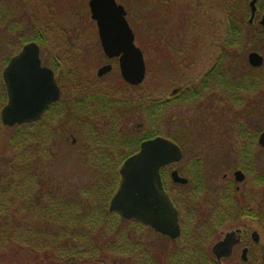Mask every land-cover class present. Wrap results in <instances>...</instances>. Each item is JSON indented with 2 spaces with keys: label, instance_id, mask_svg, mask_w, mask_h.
Listing matches in <instances>:
<instances>
[{
  "label": "trees",
  "instance_id": "1",
  "mask_svg": "<svg viewBox=\"0 0 264 264\" xmlns=\"http://www.w3.org/2000/svg\"><path fill=\"white\" fill-rule=\"evenodd\" d=\"M256 6V15L264 14V0H257ZM1 16L0 31L7 32L4 35L24 43L22 46L29 42L44 46L42 34L27 37L19 22L3 10ZM252 25L247 21L248 27ZM243 27L229 20L224 62L220 58L181 102L197 103L201 97L208 101L213 93L218 97L213 105L217 109L222 104L230 107L233 102L239 113L244 112V121L236 119L233 125L246 145L264 131L258 127L247 131L252 117L245 118L253 113L254 97H259V102L264 99V74H256L264 66L238 75L232 68L235 54L231 53L238 55L235 49L242 40ZM52 67L55 73L62 72L57 78L59 101L36 123L5 127L10 132V154L4 162L5 170H0V264H216L212 245L219 240L225 224L241 216L258 220L264 238V195L259 198L260 208L253 212L245 207L243 199H236L238 194L229 186L210 193L198 161L186 175L180 172L189 180L186 186L172 184L167 171H161L164 189L179 212V239L171 241L110 213L109 202L124 160L136 153L143 141L158 136L184 150L188 133L185 128L179 136L163 131L160 114L175 103L172 100L152 98L120 77L110 86L97 89L93 85L98 86L100 81L94 77L83 78L75 68L71 71L55 61ZM1 71L0 107L7 101ZM139 119L140 135L133 138L131 134L137 129L126 123ZM71 134L74 144L68 145L67 135ZM241 146L243 152L237 153V160L250 174L249 150L242 141ZM65 152L81 161L84 173L90 176L86 184L69 185L52 171L53 162ZM255 182L263 185L264 178ZM202 203L207 204L204 209ZM154 238L165 239L166 243L155 244L151 242ZM256 246H249L248 261L240 264H264V245L258 251Z\"/></svg>",
  "mask_w": 264,
  "mask_h": 264
},
{
  "label": "rangeland",
  "instance_id": "2",
  "mask_svg": "<svg viewBox=\"0 0 264 264\" xmlns=\"http://www.w3.org/2000/svg\"><path fill=\"white\" fill-rule=\"evenodd\" d=\"M117 1L126 8L127 20L135 36V45L143 52L147 72L140 89L152 98L160 99L177 88L196 85L216 62L219 63L220 58L221 62H224L227 51L224 52L223 45L229 20L231 23L244 25L242 40L235 49L238 55L231 53L235 54V63L232 64V68L237 75L239 72L251 73L250 69L253 68L247 63L249 53L256 52L264 56V35L258 24L263 13L258 12L253 25L247 26L250 17L248 4L251 0H208L207 4L199 9V13L196 12L192 18H187V25L183 26L185 31L182 32L181 37L171 35L167 31V38L163 39V42L165 44L167 41L169 44V52L161 48V42L156 36V19L144 21L142 17L139 18L136 7L140 0ZM145 1H142L140 5L146 6ZM147 1L151 2V0ZM195 1H190L192 6H195ZM2 4H4L3 14L19 22L27 37L37 32L42 34L44 46L40 47V59L43 66L46 67L51 60L55 61L54 59L59 61L61 57L63 66L70 67L71 71L75 68L77 75L90 78L95 77L97 69L106 64L107 61L99 47L96 26L90 19L88 0H0V5ZM175 21L171 22L173 27ZM145 25L146 29L143 28ZM5 33L7 32L0 31V67L3 66L4 60L7 61L9 56L14 55L24 44H19L14 38L4 35ZM174 53L178 54L177 58ZM165 61H168L167 64H164ZM109 63L113 67L112 72L104 76L98 86L93 85L94 88L108 87L111 82L117 81L120 77L116 61ZM223 64L221 63V68ZM61 73H55L56 79L62 76ZM256 74H264V69H260ZM212 97L208 101L201 97L197 103L175 102L164 114H160L165 133L168 135L175 133L174 135L179 136L183 131L182 128H185V132L188 133V143L185 141L183 146V159L174 168L186 175L190 166L198 161L199 169L203 170L206 190L213 193L219 188L225 189L231 186L234 193L238 194L236 199H243L245 207L254 212L257 207L260 208L259 198L264 195V183L259 186L255 182L258 178H264V152L257 145L258 135L263 131L245 145L247 141L244 142V137L241 136L239 139L233 125L236 119L239 121L241 118L240 121H244L241 117L244 112L239 113V108L233 106V102L230 107L222 104L220 109H217L213 107L217 103L216 93H213ZM259 101V97H254L251 110L253 116L251 114L245 116L247 120L252 117L247 131H254V127L264 130V99L262 102ZM210 106L212 110L208 109ZM2 107L3 105L0 110ZM140 121L141 119L134 121L135 123H126L129 128L137 129L131 134L133 138L140 135L138 132L139 127H142ZM9 133L3 125L0 126V170L2 171L6 168L4 162L10 154L7 148ZM72 136V134L67 135L68 145L74 144ZM241 141L246 150H249L250 174L242 168L243 162L237 160V153L243 152L242 146L239 147ZM68 152L61 153L56 158L51 170L69 185L86 184L90 176L86 175L87 172L84 173L81 161ZM237 170L245 175L242 183H234L233 172ZM202 204L204 209L207 204ZM225 226L226 228L218 237L219 240L225 233L235 231L237 228L246 231L247 236L242 239L241 245L235 248L230 258L221 261L222 264H240V250L244 246L252 245L250 234L253 231L259 236L257 251L264 245L258 220L241 216L232 222H227ZM151 242L165 244L166 240L154 238Z\"/></svg>",
  "mask_w": 264,
  "mask_h": 264
},
{
  "label": "water",
  "instance_id": "3",
  "mask_svg": "<svg viewBox=\"0 0 264 264\" xmlns=\"http://www.w3.org/2000/svg\"><path fill=\"white\" fill-rule=\"evenodd\" d=\"M256 2L251 0L249 3V24L253 23L257 11ZM88 7L91 19L96 23L103 53L109 59H118L120 76L126 84L140 86L146 76V66L142 52L134 44L124 9L115 0H89ZM259 25L264 33V15ZM39 53L36 43H28L2 71L7 103L0 111V121L5 127L37 122L60 97L53 71L41 66ZM247 63L252 68H260L264 65V56L251 52ZM111 69L110 65L101 67L97 77L108 74ZM257 143L264 150V131L258 136ZM182 157V150L166 138L143 141L138 151L126 158L119 169V184L109 202V212L148 227L172 241L178 239L181 234L178 211L163 188L160 172L180 162ZM233 177L236 183L245 180L241 171L234 172ZM170 179L177 185L188 183L176 170L170 173ZM251 240L254 244L259 243L257 232L251 233ZM240 242V230H235L225 233L214 243L211 253L217 264L228 259ZM240 259L247 262V249L242 250Z\"/></svg>",
  "mask_w": 264,
  "mask_h": 264
},
{
  "label": "flooded vegetation",
  "instance_id": "4",
  "mask_svg": "<svg viewBox=\"0 0 264 264\" xmlns=\"http://www.w3.org/2000/svg\"><path fill=\"white\" fill-rule=\"evenodd\" d=\"M142 1H145V0H142ZM142 1L140 0V2L137 4V6L139 7H136V12L139 14V18L142 17V20H146V21H149L151 20L152 18L153 19H156L157 21V29H156V36L159 38L160 40V44H161V48H163L165 50V52H169L170 51V46H168L169 44L166 43L164 44L163 42V39L167 38V31H169V33L171 35H174V36H180L181 37V34L183 31H185V29L183 28V26L187 25V21L188 19L187 18H192L196 12H200L199 9L201 7H203L204 5L207 4V1L208 0H202V2L200 0H196L195 1V6H192L190 1L191 0H151V2H148L147 0L145 1V4L146 6H141L140 4L142 3ZM150 1V0H149ZM116 4L121 6L124 11H125V19L128 23V12L126 10V8L124 7L123 4H120L118 3L117 0H115ZM4 7V4L0 5V17L1 16V11H2V8ZM175 19H177V23L175 21ZM175 21V24H174V27H173V23H171L172 21ZM95 26H96V23L91 20ZM129 25V23H128ZM130 27V25H129ZM146 29V25L143 27ZM97 29V27H96ZM132 30V29H131ZM132 33H133V36H134V32L132 30ZM97 36H98V32H97ZM167 40V39H166ZM99 41V39H98ZM134 44H135V36H134ZM167 44V45H166ZM99 47H100V50L102 52V54L104 55L105 59H106V64H103L102 66H100L97 71L103 67V66H106V65H110L112 67V65L109 63L111 61H116L117 63V66H118V59L117 58H113V59H109L105 56V54L103 53L102 49H101V46H100V42H99ZM160 48V46H158ZM138 48V47H137ZM74 50H77V49H74ZM143 53V52H142ZM175 54V53H174ZM176 55V58L178 57V54H175ZM40 56H41V48H40ZM62 58L60 57L59 58V61H57L56 59L55 62H58V64L62 65L63 61H60ZM41 61V59H40ZM54 61L51 60L48 64H47V68L53 70V67H52V63ZM168 61H165L164 64H167ZM177 62V61H176ZM65 64V63H64ZM41 66L42 63H41ZM45 67V66H43ZM113 70V67L111 69V71L108 73L110 74ZM97 71H96V76L94 77L95 79L97 80H101L104 76L108 75H104L102 77H97ZM54 72V70H53ZM118 72H119V68H118ZM54 75H55V72H54ZM120 76V74H119ZM56 78V77H55ZM121 78V77H120ZM202 80V79H201ZM200 80V81H201ZM199 81V82H200ZM198 82V83H199ZM197 83V84H198ZM196 84V85H197ZM196 85H190V86H186V87H183V88H177L175 90L172 91L171 94L167 95V96H163V97H160V100H164V101H173V102H180V101H184L183 98L186 97L185 93L194 89V86ZM175 165H171V166H168V167H165L163 169H165L169 175V178H170V173L173 171V170H176L179 174V171L177 169L174 168ZM234 174V172H233ZM187 179V178H185ZM224 179H225V176H224ZM234 179V177H233ZM171 181V180H170ZM187 181L189 182V180L187 179ZM172 183V181H171ZM235 183V181H234ZM173 184V183H172ZM174 185H177V184H174ZM188 185V183L186 184ZM184 185V186H186ZM180 186V185H178ZM231 187V186H229ZM235 230H240V244L236 245L234 248H233V251L235 250L236 247H239L242 243V239H244L247 235V233H245L246 231H244L243 229H235ZM252 233V232H251ZM250 240H251V234H250ZM243 249H247V256L249 255V250H250V247L249 246H244L241 248L240 250V256H241V252ZM232 255H233V252H232Z\"/></svg>",
  "mask_w": 264,
  "mask_h": 264
}]
</instances>
